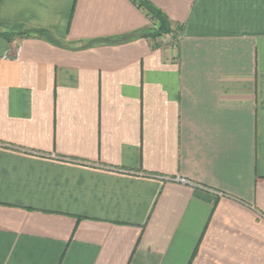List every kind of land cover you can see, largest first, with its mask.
I'll use <instances>...</instances> for the list:
<instances>
[{"label":"crops","instance_id":"obj_1","mask_svg":"<svg viewBox=\"0 0 264 264\" xmlns=\"http://www.w3.org/2000/svg\"><path fill=\"white\" fill-rule=\"evenodd\" d=\"M151 1L0 0V264H264V0Z\"/></svg>","mask_w":264,"mask_h":264},{"label":"trees","instance_id":"obj_2","mask_svg":"<svg viewBox=\"0 0 264 264\" xmlns=\"http://www.w3.org/2000/svg\"><path fill=\"white\" fill-rule=\"evenodd\" d=\"M139 10H141L150 19L151 25L142 31H135L126 35L117 36L114 38H104L100 40L99 44H115L121 43L133 38L146 37L153 40H157L165 35H175L180 33L182 27L179 24H175L169 18V16L157 7L151 0H130ZM36 33L41 36L42 33L36 30L22 32L18 35L22 36H34ZM8 39L12 38L11 35L6 34ZM196 253V250H195ZM194 253V255H195Z\"/></svg>","mask_w":264,"mask_h":264},{"label":"rangeland","instance_id":"obj_3","mask_svg":"<svg viewBox=\"0 0 264 264\" xmlns=\"http://www.w3.org/2000/svg\"><path fill=\"white\" fill-rule=\"evenodd\" d=\"M170 36H171V38H172V41H177L178 42V44H179V33L178 34H175V35H172V34H169ZM174 43V42H173Z\"/></svg>","mask_w":264,"mask_h":264},{"label":"built area","instance_id":"obj_4","mask_svg":"<svg viewBox=\"0 0 264 264\" xmlns=\"http://www.w3.org/2000/svg\"><path fill=\"white\" fill-rule=\"evenodd\" d=\"M173 42H174V44H173V45H174V47H175V48H177V46H178V42H177V41H175V40H174ZM181 180H182V181H184V182H186V181H187V179H185V178H181Z\"/></svg>","mask_w":264,"mask_h":264}]
</instances>
